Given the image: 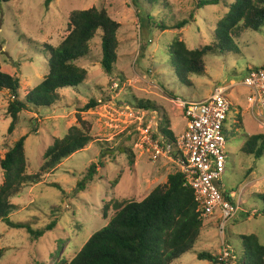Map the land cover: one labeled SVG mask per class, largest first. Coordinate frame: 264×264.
I'll return each instance as SVG.
<instances>
[{
  "label": "rangeland",
  "instance_id": "rangeland-1",
  "mask_svg": "<svg viewBox=\"0 0 264 264\" xmlns=\"http://www.w3.org/2000/svg\"><path fill=\"white\" fill-rule=\"evenodd\" d=\"M45 0H10L0 3V65L3 73L20 81L19 98L38 86L48 71L49 54L42 45L56 47L68 34V16L75 10L103 9L120 26L117 65L112 76H107L100 66V40L91 43V57L80 61L79 66L88 71L86 86L78 90H63L62 101L50 108L35 109L19 114L12 133H8L11 120L6 115L12 97L0 92V156L20 137H26L25 153L27 174H36L45 150L53 139H61L69 128L77 126V114L90 126L93 138L83 150L62 160L61 164L38 185H27L11 198L16 211L10 221L26 223L33 230H41L56 220L52 231L35 239L25 230H12L0 222V264H57L70 262L93 233L107 226L114 211L103 217V207L110 201L140 202L156 186L165 184L167 176L177 171L175 165L163 157H154L140 145L139 125L148 124L154 129L165 116L170 130L179 137L185 121L176 103L201 101L215 90H224L232 107L228 115V141L226 143L225 172L218 186L235 193L240 205L236 219L226 228L227 242L238 256L239 236L255 234L264 244V218L257 215L258 200L253 194L264 193V158L255 159L241 152L245 135H264L258 118V109L251 110L247 102L250 90L244 86L251 69L264 66V26L259 32L245 30L235 42L240 53L208 54L204 58L206 74L191 77L192 87L181 83L174 75L176 65L169 61L168 45L175 39L183 41L189 49H199L210 41L209 28L225 13L223 7L208 6L196 10L193 0H161L168 2L164 20H191L184 29L161 31L146 25L144 18L149 9L144 0H55L47 8ZM138 1V3H137ZM165 2V3H166ZM152 8L158 21L161 5ZM155 7V8H154ZM144 27V29H143ZM120 76V78H118ZM117 85V87H114ZM92 93L99 106L79 112ZM150 101L157 112L133 109L130 102ZM132 104V103H131ZM242 118L238 124L237 117ZM259 119V121H258ZM140 121H142L140 123ZM238 124L239 128L231 129ZM165 127V126H164ZM129 148L134 156L131 169L126 154L117 151L101 158L105 149L118 146ZM104 164L85 191L77 190V182L84 178L91 164ZM123 172L120 182L111 183ZM101 178V179H100ZM2 175L0 171V185ZM67 198L62 201V193ZM254 202L256 203L254 205ZM55 208H59L58 211ZM246 214H249L246 216ZM256 215V216H254ZM256 217V218H255ZM221 251L217 231V218L204 219V226L192 249L172 264H211L200 261L196 255L208 252L217 257Z\"/></svg>",
  "mask_w": 264,
  "mask_h": 264
},
{
  "label": "trees",
  "instance_id": "trees-1",
  "mask_svg": "<svg viewBox=\"0 0 264 264\" xmlns=\"http://www.w3.org/2000/svg\"><path fill=\"white\" fill-rule=\"evenodd\" d=\"M9 1L0 0V3ZM54 1L45 0L44 6L47 8ZM160 1L144 0L149 10L146 13L143 10V16H139L141 24L145 18L149 27H156L161 31L169 29L180 31L188 26L191 20L195 21L193 15H190L188 19H176L177 21L174 19L167 24L164 16L161 15L169 11L168 2L171 5L172 3L168 0L160 4ZM193 2L196 10L214 6L223 7L225 13L209 28L210 41L205 46L189 49L178 38L168 45L169 61L176 65L174 75L189 87H192L191 77H202L206 74L205 56L230 52L239 54L240 50L235 42L241 38L242 33L245 30L259 32L264 26V0H193ZM158 4L163 10L158 14V21L155 22L153 13L159 12V9L152 7ZM67 28L68 34L59 45L56 47L42 45L49 54L47 74L23 99L18 95L19 79L3 73L0 65V92L6 91L12 97L6 109V115L11 120L8 133L14 131L19 114L28 111L29 107L50 108L62 101L63 90H78L86 86L85 81L89 74L86 69L79 66V63L91 57V43L94 39L100 40V66L104 74L112 76L117 72L116 34L120 26L105 10L91 8L72 11L68 16ZM260 69H264V66ZM98 100L100 99L96 94L92 93V97L79 112L97 108ZM127 106L139 111H158V107L150 101H139L136 104L130 102ZM76 118L78 125L69 128L61 139H53L45 150L38 173L27 174L26 137H20L2 158L0 156L2 175L0 222L9 229L25 230L31 237L38 239L55 228L56 220L41 230H33L26 223L10 221V216L17 209L10 200L22 187L40 184L43 177L52 173L63 159L83 150L92 142L89 124L83 121L79 114ZM237 119L238 124H241L242 118L239 116ZM238 124L231 125L233 132L234 128H239ZM158 126L159 132L170 143L175 144L176 137L170 130L169 119L163 116ZM228 129V122L225 121L223 130L226 141H228ZM115 151L127 155L129 167L132 169L135 156L129 148L122 145L115 149H105L101 153V158L113 155L112 152ZM241 152L255 159L264 158V135H245ZM103 168L104 164L101 163L99 169ZM99 169L96 164L91 163L86 168L84 178L77 182V190L85 191L87 185L95 179ZM122 174L123 172H120L111 183L112 188L120 182ZM55 187L61 191L62 201L66 199L64 191L57 185ZM230 193L225 190L222 195L226 200L231 201ZM252 198L255 202L258 200L260 204V207L256 206L257 215L264 218V193L253 194ZM55 209L60 211L59 208ZM109 210L115 213L109 219L108 225L93 233L70 262L62 261L57 264H172L192 249L204 226L194 191L186 184L184 175L179 171L169 174L165 184L156 186L140 202H108L103 207L104 218H107L106 213ZM239 242L237 264H264V244L258 236L255 234L239 236ZM196 257L211 264H224L219 261V256L215 257L208 252L198 253Z\"/></svg>",
  "mask_w": 264,
  "mask_h": 264
},
{
  "label": "built area",
  "instance_id": "built-area-1",
  "mask_svg": "<svg viewBox=\"0 0 264 264\" xmlns=\"http://www.w3.org/2000/svg\"><path fill=\"white\" fill-rule=\"evenodd\" d=\"M243 84L250 90L248 108L253 111L258 109L261 122L258 121L264 129V69H251ZM176 103L185 121L183 133L176 137V143H170L159 132V123L153 129L140 121V145L145 151L152 152L154 157H163L173 163L177 171L184 175L186 184L194 191L200 217L217 218L221 246L219 261L237 264L238 256L227 242L226 228L236 219L240 205L233 199L235 193H230L231 201L226 200L222 195L225 190L217 185L225 172L227 141L223 128L232 107L231 101L224 90H215L204 100L178 99ZM136 114L144 113L138 111Z\"/></svg>",
  "mask_w": 264,
  "mask_h": 264
},
{
  "label": "crops",
  "instance_id": "crops-1",
  "mask_svg": "<svg viewBox=\"0 0 264 264\" xmlns=\"http://www.w3.org/2000/svg\"><path fill=\"white\" fill-rule=\"evenodd\" d=\"M248 108V107H247ZM227 122H228V119H227Z\"/></svg>",
  "mask_w": 264,
  "mask_h": 264
}]
</instances>
